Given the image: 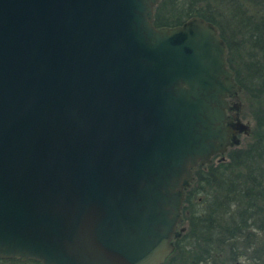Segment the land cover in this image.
Masks as SVG:
<instances>
[{
	"label": "water",
	"instance_id": "obj_1",
	"mask_svg": "<svg viewBox=\"0 0 264 264\" xmlns=\"http://www.w3.org/2000/svg\"><path fill=\"white\" fill-rule=\"evenodd\" d=\"M158 2L0 0V258L163 264L193 168L248 132L216 25Z\"/></svg>",
	"mask_w": 264,
	"mask_h": 264
},
{
	"label": "trees",
	"instance_id": "obj_2",
	"mask_svg": "<svg viewBox=\"0 0 264 264\" xmlns=\"http://www.w3.org/2000/svg\"><path fill=\"white\" fill-rule=\"evenodd\" d=\"M253 2L264 10V0ZM230 3L234 0H159L153 23L176 25L191 15H200L217 26L229 45L221 26L226 20L219 22L217 18ZM242 3L237 1L229 9L235 13L243 9ZM233 19L244 44L254 49L242 67L255 72L254 78L264 84V17L258 21L251 16L244 20L233 15ZM237 81L244 85L239 78ZM251 131L252 141L244 147H230L225 153L227 160L199 163L193 168L182 205L186 230L175 238L173 252L163 264H241L242 258L249 259L246 264H264V129ZM0 264L42 263L14 256L0 258Z\"/></svg>",
	"mask_w": 264,
	"mask_h": 264
},
{
	"label": "rangeland",
	"instance_id": "obj_3",
	"mask_svg": "<svg viewBox=\"0 0 264 264\" xmlns=\"http://www.w3.org/2000/svg\"><path fill=\"white\" fill-rule=\"evenodd\" d=\"M240 2L241 0H234V3L231 5H227V10L225 11L221 9L222 15L217 19L219 22L221 19L226 20L223 22L222 30L227 36L229 40V45H227L228 55H229V64L230 67L237 73H235L236 79L242 81L244 85L242 86V90L237 95V100L240 101L241 110H240V118L241 121L248 124L250 129L259 127L262 131L264 129V84H262L261 80L255 79V72H248L242 66L246 62L247 58H250V53L254 50L250 45L247 46L244 44L245 40L242 34L236 29V20L234 17H242V19H246L247 16H251L252 19H256L260 21V18L264 17V10L260 8L259 4H255L253 0H243V9L236 11L235 13L231 11L229 8L236 4V2ZM234 13V14H233ZM233 14V15H231ZM237 14V16H236ZM229 18L231 20H227ZM234 30L235 35L232 33ZM238 77V78H237ZM242 79H241V78ZM240 142L236 144V147H244L248 142L252 141V131L250 134L241 133L239 135ZM235 147V146H234ZM224 158L220 159V157H213L212 162H218L219 160H227V156L224 154ZM201 198V197H199ZM249 259L242 258L241 264L249 263L247 262ZM190 264V263H187ZM200 264H214L212 261L210 262H201Z\"/></svg>",
	"mask_w": 264,
	"mask_h": 264
},
{
	"label": "flooded vegetation",
	"instance_id": "obj_4",
	"mask_svg": "<svg viewBox=\"0 0 264 264\" xmlns=\"http://www.w3.org/2000/svg\"><path fill=\"white\" fill-rule=\"evenodd\" d=\"M217 27V26H216ZM218 29V28H217ZM219 31V30H218ZM224 40V39H223ZM224 42H225V44H226V53H225V58H226V60H227V63H228V66L230 67V64H229V55H228V50H227V43H226V41L224 40ZM234 79L236 80V77H235V71H234ZM237 81V80H236ZM238 82V81H237ZM239 83V82H238ZM240 84V83H239ZM241 90H242V86H241ZM240 90V91H241ZM239 91V92H240ZM238 92V93H239ZM238 93L237 94H232V95H227V96H225V98H226V100H227V103L229 104V106L230 107H227L225 110H226V114L230 117V120H231V122H235L236 121V119H239V120H241V118H240V110H241V104H240V101H238L237 100V95H238ZM232 106V107H231ZM248 132H245V133H248V134H250L251 133V129H250V127L248 128V130H247ZM241 133H243V132H237V135H238V137H239V135L241 134ZM239 142H240V138H239ZM234 146H236V144H232V145H228L227 146V149H226V151L230 148V147H234ZM226 151L223 153V154H221V153H216V154H214L213 156H212V158L213 157H217L218 156V158L219 157H221L222 155H224L225 153H226ZM180 226H184L185 227V229L184 230H182V231H180V234H179V236H181L182 235V233L186 230V225H185V222H184V220H182L180 223H178L177 224V229L180 227ZM179 236H176V237H179ZM175 237V238H176ZM175 238H174V240H175ZM174 246H175V243H174ZM166 261V260H165Z\"/></svg>",
	"mask_w": 264,
	"mask_h": 264
}]
</instances>
